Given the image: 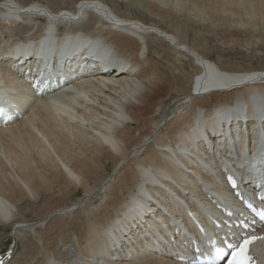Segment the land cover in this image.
I'll list each match as a JSON object with an SVG mask.
<instances>
[{
	"label": "bare ground",
	"instance_id": "obj_1",
	"mask_svg": "<svg viewBox=\"0 0 264 264\" xmlns=\"http://www.w3.org/2000/svg\"><path fill=\"white\" fill-rule=\"evenodd\" d=\"M104 1L81 0L73 9L44 3L21 6L13 0L0 3V32L12 39L0 53L2 96L7 94L23 117L0 129V155L5 157L0 156V224L12 225L16 240L25 231L35 234L9 264H183L178 259L192 258L193 241L205 249L209 236L217 237L210 222L222 218L218 207L245 216L225 184L226 174L234 176L247 197L264 184L255 177L258 172L246 166L264 148L258 131L264 117V70H223L222 63L189 47L182 34L184 25L192 21L214 28V18L234 19L231 27L257 30V21L264 24V0H106L129 10L137 7L169 25L182 17L183 28L176 27L175 33L154 22L123 16ZM17 6L22 8L23 21L44 14L46 23L38 32L28 30L17 21ZM70 16H87L78 28L81 32L73 29L70 36L79 33L91 42L105 40L111 50L107 56L122 60L121 71L105 73L96 67L81 82L39 98L23 79L33 74L38 80L60 84L65 79L68 84L71 76L63 71L47 74L37 59L26 65L20 62L29 48L36 55L42 52L45 59L48 51L39 48L41 40L54 34L50 27L55 22H69ZM109 16L117 29L105 22L112 21ZM54 29L57 40L63 41L67 27ZM165 48L168 57L162 55ZM92 53L105 50L97 47ZM182 59L201 69L189 84L181 80ZM173 87L179 96L168 111L170 103L164 96ZM218 133L220 141L212 137ZM91 139L98 145H91ZM24 158L36 163L30 167ZM108 161L116 167L113 178L89 188L87 178L93 169L97 164L106 169ZM9 163L13 170L14 164L18 167V180ZM52 167L60 174L53 175L55 180L66 181L60 194L84 190L78 202L50 204L58 190L46 173ZM117 179L118 186L111 188ZM96 197H102L98 205ZM11 202L27 204L28 210L38 204L48 206L37 222L29 224L17 221V207ZM188 212L207 228L206 235L195 228ZM224 233L233 236L229 228Z\"/></svg>",
	"mask_w": 264,
	"mask_h": 264
},
{
	"label": "rangeland",
	"instance_id": "obj_2",
	"mask_svg": "<svg viewBox=\"0 0 264 264\" xmlns=\"http://www.w3.org/2000/svg\"><path fill=\"white\" fill-rule=\"evenodd\" d=\"M3 1H5V0H0V3ZM13 1H15L18 5H21V6H26V5H29L31 3H38V4L43 5V3H44L46 5H49L50 7L54 6V8L57 7L60 9V6H61V8H69V7L71 8L72 7V9H73L77 5V3L80 2L81 0H56V3H55V0H47V2L50 1L51 4L46 3V0H19V1L13 0ZM104 2H107V4H109L110 6L117 8V10H119L118 12H120L119 14H121L123 16H125L126 14L127 15L129 14L131 16H134L135 18L141 19L145 23L154 22V23H156L157 26L160 27V25H161L162 28H164L170 32L175 33V31H173V30H175L176 27H178V26L181 27L182 26L181 23H185L182 21L183 18L179 17L178 20L176 21V24L175 23L171 24L173 26L172 27L168 23L166 24V23L162 22L161 20H158V19H155L154 17H151L149 14H147V12H144L137 7L129 10L125 5L121 6L122 4H120V3H116V2L111 3L110 1H106V0ZM56 4L57 5L60 4L59 7L56 6ZM116 5H120V6L116 7ZM36 19H38V18H36ZM86 19H87V16H85V21H86ZM21 20L19 21V23L23 22L22 23L23 26L25 27V25H26V28H28V30H30V31L33 30V31L38 32V30L44 24L43 21H41V20L40 21H38V20H25V21L22 20L21 21ZM214 20L216 21V26L214 28H210L207 23L203 24L200 21H192V22H190L191 24L189 23L187 25H184V28H186L184 30H186V31H184L185 33L183 32L182 34H183V36H186V41H187L189 47L194 46L192 49H195V47H196L198 49V51L201 50L202 53L209 60L214 61L218 65H220L222 63L220 65V67L226 71H230V72H247V71H252V70L263 71L264 70V24L261 21H257L258 26H256V28H255L258 30L257 31V30L251 29V28H237L234 26L231 27V24L234 23L232 21H235L234 19L214 18ZM27 21H29V22L27 23ZM90 22H91V20L89 21V23ZM100 25L101 24H98L99 27H100ZM34 26H36V27L38 26L37 30L35 29L36 27H34ZM182 28H183V26H182ZM7 30L10 31L9 29H7ZM181 30H183V29H181ZM13 31L8 32V33H13V36H14ZM4 36H5V38H4ZM4 36H2V33L0 32V38H2V39H0V44H1L0 49L3 47L0 51V53L6 51L9 48V46L12 44V41L7 43L9 41V39L10 40H12V39L6 38V35H4ZM2 44L4 46H2ZM162 50L166 51V52L162 51V55L168 57L169 56L168 49L165 48ZM220 58H222V59H220ZM181 62L182 63H179L180 65L179 64L178 65L180 67H182V69L183 68L185 69V74L183 76L184 77L186 76L188 78L187 79L186 77L184 78L181 76L182 77L181 80L184 81V84H189L191 77L195 76L199 72L200 68L198 69V67L194 63L187 62L186 60L184 61V59H182ZM182 64L184 66H181ZM200 71H201V69H200ZM189 76H190V78H189ZM174 90H175V88L173 87L170 91L167 92V94H166L167 96L166 95L164 96L165 100L169 103L173 102L174 98H177L179 96L177 93H175ZM203 96H208V95H203ZM172 106H173V104L170 103L167 110L168 111H169V109L171 110ZM168 114H169V112H168ZM168 114H166V115L168 116ZM141 131L138 133H141ZM138 133H137V136H138ZM89 142H92L91 143V145H92V144H95L96 141L94 139H91V141H89ZM96 145H98L97 142H96ZM0 156L3 159H5L3 154H1ZM21 156H23V154H21ZM24 159L26 161H28V163H30V164H28V166H30V167H31V164L36 163V162L31 163L26 158H24ZM4 162H6V161L4 160ZM8 166H9L8 168L10 169L12 175L15 176V178L18 180V178L16 177L20 172L17 169L18 167L14 164V170H13L10 163ZM105 166H106V169L104 168V166L97 164V167L95 168L96 170L93 169L94 171L92 172L91 177L87 178V180H88L87 184L89 185L88 186L89 188H93V189L99 188L104 180H106L107 178L110 179L112 177L113 171L116 168V167L114 168L113 162L108 161L105 163ZM34 167H35V165L32 166V168H34ZM124 169H126V166L123 168V170L121 169V172H123ZM121 172L118 175H120V174L122 175L123 173H121ZM46 173H48L47 175L49 177H51L52 182L53 181L55 183L57 182L53 175H60V174L58 173V170L55 167L49 168V170ZM87 176L88 175H86V177ZM7 178H8V176H7ZM119 178L120 177H118V179ZM9 179L13 181L12 176H9ZM60 179H59V182H57V184H55L53 182L55 184L54 185L55 190L56 189H58V190L55 191L54 198L50 201V204H69V205H72V204L78 202L80 200V198L84 195V190L82 188H80L78 190V192H76L75 194H72V195H70L69 193H66V192L60 194V188L61 187L63 188L66 186V181L63 182V180L62 179L60 180ZM118 179L112 185L111 188H115L114 186H118ZM56 193H57V195H56ZM101 198L100 197L95 198V200H94L95 205H98L101 202L100 201V200H102ZM31 200H33L32 196H31ZM12 204L16 205V207H17L16 208L17 211L15 212L18 216L17 221L18 222H20V221L21 222H27V223L29 222V224H34L35 222H37L38 217L41 216L40 213H42L45 210V208H47V206H48V205L45 206V205L38 204V205H35L28 210V209H25L27 204L22 205V206H20L19 204H16L15 202ZM14 236H15V234L13 235L12 225L0 224V252L5 251L11 244H13V242L15 241L14 239L16 237V236L15 237ZM32 236H33V239H32ZM34 238H35L34 232L32 233L30 231H25L24 233H21L20 239H18V241L16 242L17 243V245H16L17 251H16L15 257L18 256V253L20 254L22 252L23 247H24L23 245L25 243L31 242L32 240H34Z\"/></svg>",
	"mask_w": 264,
	"mask_h": 264
},
{
	"label": "snow or ice",
	"instance_id": "obj_3",
	"mask_svg": "<svg viewBox=\"0 0 264 264\" xmlns=\"http://www.w3.org/2000/svg\"><path fill=\"white\" fill-rule=\"evenodd\" d=\"M256 239L258 238L257 237H252L250 239L246 238L244 242L240 245L239 249L234 252L230 264H249L250 258L247 255L248 247Z\"/></svg>",
	"mask_w": 264,
	"mask_h": 264
},
{
	"label": "water",
	"instance_id": "obj_4",
	"mask_svg": "<svg viewBox=\"0 0 264 264\" xmlns=\"http://www.w3.org/2000/svg\"><path fill=\"white\" fill-rule=\"evenodd\" d=\"M242 86V85H241Z\"/></svg>",
	"mask_w": 264,
	"mask_h": 264
}]
</instances>
